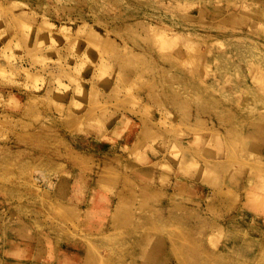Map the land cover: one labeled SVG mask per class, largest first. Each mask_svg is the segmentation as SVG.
<instances>
[{
	"label": "rangeland",
	"instance_id": "rangeland-1",
	"mask_svg": "<svg viewBox=\"0 0 264 264\" xmlns=\"http://www.w3.org/2000/svg\"><path fill=\"white\" fill-rule=\"evenodd\" d=\"M0 264H264V0H0Z\"/></svg>",
	"mask_w": 264,
	"mask_h": 264
},
{
	"label": "bare ground",
	"instance_id": "bare-ground-1",
	"mask_svg": "<svg viewBox=\"0 0 264 264\" xmlns=\"http://www.w3.org/2000/svg\"><path fill=\"white\" fill-rule=\"evenodd\" d=\"M192 51H193V50H192ZM188 52H189V51H188ZM189 53H190V52H189ZM192 57H193V56H192ZM190 63H191V62H190ZM190 63H189V64H190ZM194 63H195V62H194ZM247 183H249V179H248Z\"/></svg>",
	"mask_w": 264,
	"mask_h": 264
}]
</instances>
